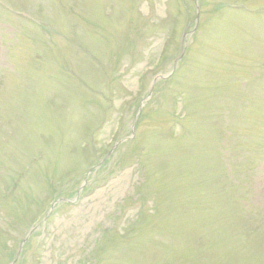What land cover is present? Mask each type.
Wrapping results in <instances>:
<instances>
[{
	"label": "rangeland",
	"instance_id": "rangeland-1",
	"mask_svg": "<svg viewBox=\"0 0 264 264\" xmlns=\"http://www.w3.org/2000/svg\"><path fill=\"white\" fill-rule=\"evenodd\" d=\"M0 2V264H264V0Z\"/></svg>",
	"mask_w": 264,
	"mask_h": 264
},
{
	"label": "trees",
	"instance_id": "trees-1",
	"mask_svg": "<svg viewBox=\"0 0 264 264\" xmlns=\"http://www.w3.org/2000/svg\"><path fill=\"white\" fill-rule=\"evenodd\" d=\"M1 9L5 10V7H3L1 2H0V10ZM3 172H5V171H3ZM12 175H13V177L9 180V185H7L5 187V188H7V196H10L13 193L12 188L16 187L17 179L20 177L18 175H15L14 173ZM69 187H70V185L66 186V185L62 184L60 190H55V189L53 190L52 189V190H50L49 194L52 196L53 199H55L58 195H60L59 193L62 194V193L70 192ZM53 191H55L57 193H55V192L52 193ZM62 195H65V194H62ZM6 234L7 235H5V236H8V232Z\"/></svg>",
	"mask_w": 264,
	"mask_h": 264
},
{
	"label": "water",
	"instance_id": "water-1",
	"mask_svg": "<svg viewBox=\"0 0 264 264\" xmlns=\"http://www.w3.org/2000/svg\"><path fill=\"white\" fill-rule=\"evenodd\" d=\"M175 64H176V61H175V63H174V68H175ZM173 68V69H174ZM170 73H168V74H166V75H158L157 77H155L154 79H153V81H152V85H151V87L153 86V84L158 80V79H162V78H165L167 75H169ZM151 87H150V89H151ZM134 130V125H132V131ZM58 201H66L65 199H58L56 202H58ZM55 202V203H56ZM37 228V227H36ZM36 228H34V229H36ZM34 229H30L29 230V232L27 233V235H26V237L34 230ZM26 237L23 239V241H22V243H24L25 242V239H26ZM14 262V261H13Z\"/></svg>",
	"mask_w": 264,
	"mask_h": 264
}]
</instances>
